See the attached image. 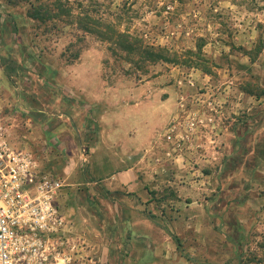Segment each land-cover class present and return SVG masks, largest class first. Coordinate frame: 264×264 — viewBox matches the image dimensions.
Returning a JSON list of instances; mask_svg holds the SVG:
<instances>
[{"label": "rangeland", "instance_id": "374dc122", "mask_svg": "<svg viewBox=\"0 0 264 264\" xmlns=\"http://www.w3.org/2000/svg\"><path fill=\"white\" fill-rule=\"evenodd\" d=\"M34 1L0 0V110L95 264H264V0H70L174 60L142 69Z\"/></svg>", "mask_w": 264, "mask_h": 264}, {"label": "built area", "instance_id": "2783aa9c", "mask_svg": "<svg viewBox=\"0 0 264 264\" xmlns=\"http://www.w3.org/2000/svg\"><path fill=\"white\" fill-rule=\"evenodd\" d=\"M9 139L0 111V264H95L90 245L67 230L61 177Z\"/></svg>", "mask_w": 264, "mask_h": 264}, {"label": "trees", "instance_id": "16d2710c", "mask_svg": "<svg viewBox=\"0 0 264 264\" xmlns=\"http://www.w3.org/2000/svg\"><path fill=\"white\" fill-rule=\"evenodd\" d=\"M70 0H35L29 3L27 16L42 23L61 22L70 25L77 30L95 36L97 40L110 45L109 50L113 55L125 59L130 64H137L144 68L146 63L157 64L159 62L174 63L160 47L149 45L145 39L129 30H120L113 22H109L101 14L97 4L92 8ZM79 54H76V59ZM147 71H143L146 74ZM179 245V240L176 238Z\"/></svg>", "mask_w": 264, "mask_h": 264}, {"label": "crops", "instance_id": "0c3cea01", "mask_svg": "<svg viewBox=\"0 0 264 264\" xmlns=\"http://www.w3.org/2000/svg\"><path fill=\"white\" fill-rule=\"evenodd\" d=\"M2 104H4V101H2L1 102V105ZM8 105V104H7ZM1 111V110H0ZM31 139L32 140H30L31 142L32 141H35L36 140V138L35 137H31ZM57 139V138H56ZM99 139V138H98ZM52 140V139H51ZM55 142L57 143V141L55 140ZM51 143H54V142H52L51 141ZM99 142H96V144H95V151H100L101 149H102V147L100 146V144H98ZM31 144V143H30ZM32 145V144H31ZM97 147H98V149H97ZM101 152V151H100ZM99 153V152H98ZM98 153H97V155H96V157L94 158V161H93V165H95V164H98L99 166L101 165V163H100V161L99 160H97L98 159ZM133 157V156H132ZM132 157L130 156V160H129V163H128V165H123L125 168H127L128 169V171L127 172H123V174L122 173H113V174H111L110 176H106V177H102L101 176V183H103L104 185H115L116 186V188L117 187H123V186H129V187H133L134 185H136L137 183H136V180H134L135 179V173H134V175H133V172H134V169L137 167V165L139 164V163H136L135 162V160H131L132 159ZM128 160V159H127ZM124 162L126 161V160H123ZM123 162V163H124ZM122 163V164H123ZM97 167V166H96ZM118 168H120V167H118ZM119 170V169H118ZM117 170V171H118ZM131 173H132V175L134 176V178H133V176L131 177ZM123 175V176H122ZM93 184H98V182H94Z\"/></svg>", "mask_w": 264, "mask_h": 264}]
</instances>
